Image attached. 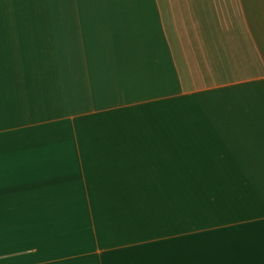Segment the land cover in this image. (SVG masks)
Returning <instances> with one entry per match:
<instances>
[{"label": "crops", "instance_id": "crops-1", "mask_svg": "<svg viewBox=\"0 0 264 264\" xmlns=\"http://www.w3.org/2000/svg\"><path fill=\"white\" fill-rule=\"evenodd\" d=\"M0 264H264V0H0Z\"/></svg>", "mask_w": 264, "mask_h": 264}, {"label": "rangeland", "instance_id": "rangeland-1", "mask_svg": "<svg viewBox=\"0 0 264 264\" xmlns=\"http://www.w3.org/2000/svg\"><path fill=\"white\" fill-rule=\"evenodd\" d=\"M42 7H44V9H46V8H48V10L47 11H52V5H46V6H42ZM41 7V8H42Z\"/></svg>", "mask_w": 264, "mask_h": 264}]
</instances>
